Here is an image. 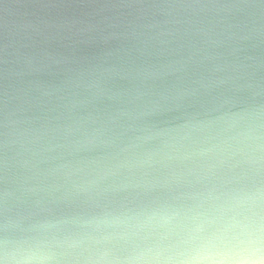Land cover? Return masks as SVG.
<instances>
[{
	"label": "clouds",
	"instance_id": "1",
	"mask_svg": "<svg viewBox=\"0 0 264 264\" xmlns=\"http://www.w3.org/2000/svg\"><path fill=\"white\" fill-rule=\"evenodd\" d=\"M0 264H264V0H0Z\"/></svg>",
	"mask_w": 264,
	"mask_h": 264
}]
</instances>
